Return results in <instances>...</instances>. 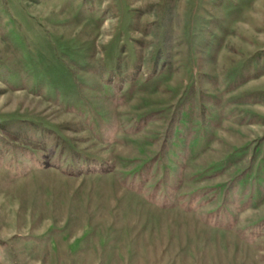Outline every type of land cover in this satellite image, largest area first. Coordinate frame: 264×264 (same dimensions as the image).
Returning a JSON list of instances; mask_svg holds the SVG:
<instances>
[{"label": "rangeland", "instance_id": "374dc122", "mask_svg": "<svg viewBox=\"0 0 264 264\" xmlns=\"http://www.w3.org/2000/svg\"><path fill=\"white\" fill-rule=\"evenodd\" d=\"M264 0H0V264H264Z\"/></svg>", "mask_w": 264, "mask_h": 264}, {"label": "trees", "instance_id": "16d2710c", "mask_svg": "<svg viewBox=\"0 0 264 264\" xmlns=\"http://www.w3.org/2000/svg\"><path fill=\"white\" fill-rule=\"evenodd\" d=\"M264 56V51L257 53L256 57L261 58Z\"/></svg>", "mask_w": 264, "mask_h": 264}]
</instances>
